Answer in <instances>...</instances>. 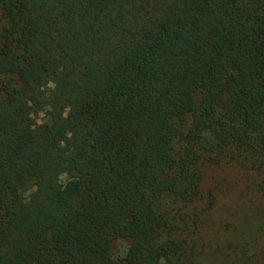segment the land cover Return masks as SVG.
Masks as SVG:
<instances>
[{
  "label": "trees",
  "instance_id": "1",
  "mask_svg": "<svg viewBox=\"0 0 264 264\" xmlns=\"http://www.w3.org/2000/svg\"><path fill=\"white\" fill-rule=\"evenodd\" d=\"M215 166L264 194V0H0V264H184Z\"/></svg>",
  "mask_w": 264,
  "mask_h": 264
},
{
  "label": "rangeland",
  "instance_id": "2",
  "mask_svg": "<svg viewBox=\"0 0 264 264\" xmlns=\"http://www.w3.org/2000/svg\"><path fill=\"white\" fill-rule=\"evenodd\" d=\"M205 174L208 188L216 190L218 199L211 211L206 204L197 205L201 223L192 236L183 237L190 240L184 264H264V194L249 188L236 168L215 166ZM162 204L167 209L176 206L170 199ZM182 213L183 217L187 212ZM128 247L126 239L119 240L116 257L124 258Z\"/></svg>",
  "mask_w": 264,
  "mask_h": 264
}]
</instances>
